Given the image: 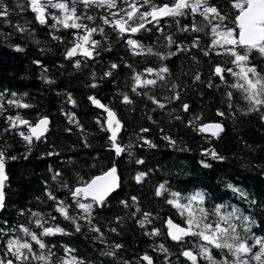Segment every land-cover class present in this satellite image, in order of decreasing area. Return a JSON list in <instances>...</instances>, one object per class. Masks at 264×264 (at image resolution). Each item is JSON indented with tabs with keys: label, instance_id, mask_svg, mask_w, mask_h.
<instances>
[{
	"label": "trees",
	"instance_id": "16d2710c",
	"mask_svg": "<svg viewBox=\"0 0 264 264\" xmlns=\"http://www.w3.org/2000/svg\"><path fill=\"white\" fill-rule=\"evenodd\" d=\"M4 3L10 8V15L7 18L0 17V33L3 34L0 35V92L7 90L5 100L13 98L10 94L15 92V99H21L22 103L32 107H14L5 103L6 110H0V149L7 147L8 155L18 157L6 164L9 177L5 189L7 208L0 213V227L7 230L20 224L27 225L29 219L33 218L27 212L25 215H20V212L31 209L51 213L57 218L55 223L72 233L44 238L46 242L55 245L53 251L58 256H64V249L70 248L75 250L74 255L91 264H122L123 261L147 264V261L142 260L147 252L153 257L154 264H163L166 258L168 264H191L180 256V252L204 242L192 237L186 238V242L181 245L168 236L166 220L171 218L183 226L185 216H181L177 208L166 202L172 199L168 192L156 195L158 185L167 181L166 188L185 195L204 191L208 195L206 207L225 202L239 206L246 214L251 213L260 221L261 227L254 231L264 235V120L259 113L242 114L241 109L247 111V101L239 91L228 88L219 76L213 75V69L218 64L232 67L235 71L239 69L231 63H225L231 59L227 55L212 53L205 57L199 49H192L161 61L152 55H135L126 43L128 38H132L166 52L175 51V47H162L167 44L165 35H173L174 39L185 46H190L196 35L201 37L202 46L209 45L210 35L179 32L172 18L161 21L163 33L149 25L152 28L150 32L119 35L110 26L102 25L99 19L101 15H107V9L96 8L89 14H96L95 23L104 27L107 38L98 33L92 38L101 42L102 50L98 56L86 61L82 56L70 60L65 58L64 53L72 46L71 41L75 39L74 33L77 30L65 29L61 25L53 29L50 25L55 21L50 17L46 25L40 24L36 14L27 9V0H4ZM18 3H23L27 10L17 8ZM79 8L82 5H78ZM49 11L61 15L56 9ZM191 19L190 16L180 18L181 24L189 23ZM200 19L197 17V20ZM85 23L94 26L92 22ZM18 24L28 31H18ZM79 31L81 35L84 34L82 30ZM53 35L62 37V41L53 39ZM15 45L23 47L24 51H16ZM75 59L82 61L81 68L74 67ZM37 60L42 63L37 65L34 63ZM113 63L119 67L112 70L111 77L102 78ZM162 64H167L172 73L167 81L168 87H161L158 82L154 87L137 88L141 95L132 92L134 71L144 72L148 67L158 68ZM93 73L95 79L92 78ZM196 73L201 75V81H194ZM144 77L155 78L147 73H144ZM226 79L229 83L235 80L231 75H226ZM46 80L54 83H47ZM173 82L180 85L177 91L181 97L169 101L165 97L173 95L169 91ZM209 82L213 87H208ZM93 83L98 86L90 87ZM228 91L234 93L231 109L227 106L229 101L225 95ZM68 94L76 101L75 105L69 102ZM124 94L133 100L132 104L122 102ZM150 95L155 96L165 107L160 108L153 103L148 98ZM90 96H95L116 112L123 124L118 141L123 145L130 142L133 144L132 159L127 153L117 157L111 150L108 139L110 132L102 130V125L106 127L107 113L92 104ZM185 103L190 106L188 111L182 110V104ZM218 109L226 115L218 116ZM16 115L33 124L43 116L50 120L46 138H42V142L34 140L27 159H24V155L28 153L29 146L18 134L20 131L27 132V127L20 125L13 129L7 119ZM177 116L181 119H176ZM98 119L100 124L97 123ZM194 119L196 123L190 124ZM77 121L83 131L77 126ZM216 122H222L224 128L219 138L196 130L199 125ZM5 128L9 130L4 131ZM141 129L149 131L141 132ZM165 135L177 141L175 147L163 139ZM138 136L146 137L157 147H148L143 140L137 139ZM85 141L91 147H86ZM212 148L226 159L212 160L203 154ZM48 152H58L59 155H45ZM135 158L143 159L145 163L138 165L134 163ZM202 160L212 166L203 167ZM113 162L121 176L122 187L118 195L114 194V198H110L106 208L98 209L93 214L96 217L94 223L101 227L106 238V242L101 243L95 239L98 234L88 230L86 221H80L85 227L76 232L69 221L54 211L53 202L46 196V189L52 190L61 199H67L69 204H72V197L67 189H59V182L52 180L53 173L49 168L60 171L62 179L70 187H76L79 186L80 177L86 181L91 176L99 175L101 170ZM149 170L151 172L142 183H137L133 178L137 172ZM229 183L249 193L251 198L257 200V205H250L246 200L238 198L237 194L227 188ZM133 196L138 198L137 204L131 201ZM120 200H127L132 207L125 208ZM136 207L141 209L140 213H135ZM143 212L152 214L151 223L146 222L145 227L138 223L143 219ZM72 214L83 215L79 209H75ZM117 217L123 219L117 223ZM112 227H116L120 234L110 232ZM156 228L160 229L159 235L146 234L153 233ZM22 235L19 231L10 233V236ZM7 238L0 237V240ZM115 243L124 245L118 250V260L101 254ZM160 244L168 248L169 252L160 251ZM201 264L206 262L201 260Z\"/></svg>",
	"mask_w": 264,
	"mask_h": 264
},
{
	"label": "snow or ice",
	"instance_id": "6c2138e0",
	"mask_svg": "<svg viewBox=\"0 0 264 264\" xmlns=\"http://www.w3.org/2000/svg\"><path fill=\"white\" fill-rule=\"evenodd\" d=\"M78 5L82 8L78 9ZM21 11L30 9L36 14V20L46 25L50 17L55 23L50 25L51 28L56 29L57 25H61L65 29H75V39L71 41V47L67 48L64 55L66 59H73L82 56L85 61L90 58H95L99 55L101 42L93 39L94 34H101L107 38L104 27L102 25L110 26L119 35L150 32L152 25L156 31L163 33V28L160 26L161 21L166 18H172L177 25V31L183 33H204L211 36V43L202 46L201 37L196 35L193 37L190 46L178 42L173 38V35H165L166 45L162 47L171 49L175 47V51H160L155 46H146L139 40L128 38L126 43L131 47L135 55H152L161 61H166L173 56L182 52H188L192 49H199L205 57L215 53V55H227L231 59L225 63L235 65L239 71H235L232 67H222L216 65L213 69V75L219 76L220 80L230 88L239 91L242 98L247 101V111L241 109L242 114L248 115L251 113H259L260 118L264 120V0H27V9L23 3L16 5ZM107 9V15H101L99 19L101 24H96V14H89L93 9ZM49 9L58 10L61 15L50 12ZM115 10V11H113ZM10 15V8L0 0V17L7 18ZM191 17V21L186 24H181L180 18ZM200 17V20H197ZM92 22L90 26L89 23ZM9 22V21H6ZM20 32H26L28 29L21 25H16ZM207 29V31H205ZM83 31V35L80 31ZM0 35H3L0 33ZM53 39L62 41V37L53 35ZM16 51H24V48L15 45ZM222 49V51H217ZM196 57H193L195 60ZM259 61L260 63H257ZM37 65L42 62L34 61ZM82 66L80 59L74 60V67L79 69ZM118 64H111L110 70L103 74V77H111L112 70L117 69ZM131 68V65H127ZM46 71V69H45ZM144 73L154 76L153 79L144 77ZM171 70L167 64H162L158 68L148 67L144 72H135L132 77L134 86L132 92L141 95L137 88H147L148 86H156L160 82L161 87H168L167 81L171 76ZM226 75H231L235 80L231 83L226 79ZM95 79V73L92 74ZM194 81H201L199 73L194 74ZM47 83H54V81L46 80ZM96 83L90 87H97ZM180 87L177 83H172L169 91L173 92L171 97H165L169 101L179 100L181 94L177 89ZM208 87H213L212 83H208ZM7 95V90L0 92V110L5 109V103L14 107L29 108L32 105L22 103L21 99H15L17 93L12 92L10 95L13 98L7 100L4 97ZM24 95H27L26 93ZM228 98V108L233 107L231 100L234 93L228 91L225 93ZM148 98L160 108H164L165 104L161 103L155 96H148ZM68 100L73 105L76 101L68 94ZM89 100L103 109L107 116L105 117L106 127L102 125V130L110 132L108 137L111 144V150L114 151L117 157L127 153L130 159L134 157L132 151L133 144L123 145L118 141V134L123 128V124L117 118L116 112L109 106L101 103L95 96H90ZM123 103L132 104L133 100L127 95H123ZM188 104H182V110H189ZM217 115L224 117L226 113L217 110ZM74 118V117H73ZM150 118V117H149ZM7 119L11 122V128L16 129L23 125L27 127V132L20 131L18 134L27 142L29 151L24 155V159L31 154V145L34 140L42 142V138H46L49 131L50 120L47 116L40 117L34 124L20 115L15 117L9 116ZM151 119V118H150ZM176 119H181L177 116ZM198 119V118H197ZM72 120L70 119V123ZM77 126L79 122L77 121ZM100 124V120H97ZM195 124L196 120L189 122ZM9 129L5 128L4 131ZM196 130L199 132H210L213 137L219 138L224 131L222 122L204 123L199 125ZM66 131H71L67 129ZM141 132H148L149 129H141ZM138 140H143L150 148H156L157 145L151 140L143 136H138ZM169 144L175 147L177 141L172 137L165 135L163 137ZM86 147H91L85 141ZM205 156H210L212 160L223 161L225 156L219 154L214 148L208 149L203 153ZM45 155H59L58 152H48ZM17 156L8 155L7 147L0 149V212L7 208L6 204V187L9 179L6 172V164L9 161L16 160ZM134 163L142 165L145 163L143 159L135 158ZM205 168H210L212 165L206 161H201ZM53 173L52 180L59 182V189H67L72 197V204L67 202V199L59 198L52 190L46 189V196L54 205V211L58 212L64 220L69 221L76 232H80L85 224L80 221H86L88 230L97 233L95 239L100 240L101 243L106 242L104 232L101 227L94 223L96 217L93 215L98 209H103L110 203V197L113 194H119L122 187L121 176L118 173V168L113 162L109 167L100 171L99 175L91 176L88 180H83L80 177L79 186L70 187L66 180L62 179V173L58 170L49 168ZM149 171H139L133 177L137 183H142ZM165 181L158 185L156 195L160 196L168 192L172 199H167V203L173 205L179 210L181 216H185L183 226L175 223L171 218L166 220L168 229V236L178 244L183 245L186 238H198L204 243H197L194 247L187 248L180 252V256L185 257L191 264H201V260L206 264H264V235H258L254 229L260 228L261 223L254 215L245 212L237 205L229 202L221 204H213L211 207L205 206V201L208 199L207 193L204 191H196L190 194H182L178 191H171L166 188ZM227 188L238 198L246 200L250 205H257V200L251 198L249 193L245 190L227 184ZM39 199V198H38ZM83 201H88L87 203ZM133 204L138 203V198L131 197ZM183 201V202H182ZM73 204L75 208H73ZM125 208L132 207L127 200H120ZM264 208V206H262ZM75 209L82 210L83 215L72 213ZM230 209V210H229ZM30 215L33 219H29L27 225L20 224L16 228L0 227V237H9L5 240H0V264H91L74 255V249L65 248L64 256H58L52 245L45 241V237H52L56 235H71L65 227H61L55 223L56 216L51 213H41L32 211L31 209L21 210L20 215ZM139 207L135 208V213H140ZM133 213V215H135ZM143 219L138 223L141 227H145V223H151L149 212H143ZM122 217H117V223L122 220ZM7 224V221H4ZM34 225V227H32ZM22 232V236H10V233ZM110 232L119 235L118 229L112 227ZM148 235L160 234V229H153V233H146ZM34 242V243H33ZM124 247L121 243L110 245L109 250L101 254L113 259H119L118 250ZM163 253H168L169 249L163 244L158 246ZM142 260L147 261V264H154L153 257L147 252L142 256ZM122 264H129L128 261H123ZM163 264H168L167 258Z\"/></svg>",
	"mask_w": 264,
	"mask_h": 264
},
{
	"label": "water",
	"instance_id": "95a60500",
	"mask_svg": "<svg viewBox=\"0 0 264 264\" xmlns=\"http://www.w3.org/2000/svg\"><path fill=\"white\" fill-rule=\"evenodd\" d=\"M118 118V117H117ZM205 134L209 135V136H212L210 132H205ZM119 173V172H118ZM115 194V193H114ZM113 194V195H114ZM111 198V197H110ZM1 213V212H0ZM176 223V222H175ZM170 237V236H169ZM171 238V237H170ZM176 242V241H175ZM185 258V257H184ZM186 259V258H185ZM187 260V259H186ZM190 262V261H189ZM191 263V262H190Z\"/></svg>",
	"mask_w": 264,
	"mask_h": 264
}]
</instances>
